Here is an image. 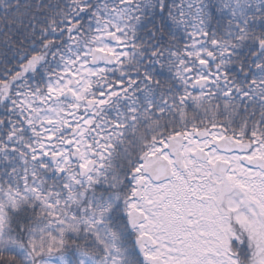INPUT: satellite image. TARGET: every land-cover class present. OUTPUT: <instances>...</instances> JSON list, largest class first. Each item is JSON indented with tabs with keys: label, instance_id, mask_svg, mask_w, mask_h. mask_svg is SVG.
<instances>
[{
	"label": "snow or ice",
	"instance_id": "1",
	"mask_svg": "<svg viewBox=\"0 0 264 264\" xmlns=\"http://www.w3.org/2000/svg\"><path fill=\"white\" fill-rule=\"evenodd\" d=\"M0 264H264V0H0Z\"/></svg>",
	"mask_w": 264,
	"mask_h": 264
}]
</instances>
